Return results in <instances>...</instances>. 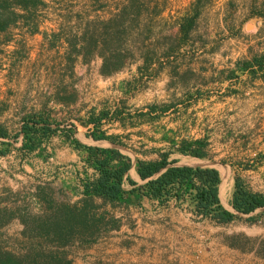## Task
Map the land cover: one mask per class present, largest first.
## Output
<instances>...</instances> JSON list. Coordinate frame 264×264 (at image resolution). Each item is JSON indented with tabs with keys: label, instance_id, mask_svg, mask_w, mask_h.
Returning a JSON list of instances; mask_svg holds the SVG:
<instances>
[{
	"label": "crops",
	"instance_id": "0c3cea01",
	"mask_svg": "<svg viewBox=\"0 0 264 264\" xmlns=\"http://www.w3.org/2000/svg\"><path fill=\"white\" fill-rule=\"evenodd\" d=\"M54 2H56L54 27L47 28L44 32L37 20L35 23L32 20L30 24L22 20L19 25L16 24L4 34L3 39L6 42L1 45L3 49L0 50L1 55L5 45L8 44L11 48L13 60L10 62L11 82L8 85L9 93L18 98L16 99L17 110L19 109L17 117L27 112H43L54 123H60L59 117L62 114H64L62 118H68L70 122L76 123L78 110L82 111L83 117L89 116L91 112L87 110H93V102L90 98L93 94L92 67L95 63L98 64L94 72L95 77L98 78L103 90L109 89L113 80L122 78L121 75L131 62L139 64L136 69L141 74L144 70L152 71L156 62L173 60L177 62L181 52L190 42L186 37L191 30L186 34L181 31V25L186 17L191 18L197 14L196 24L210 16L208 20L214 24L224 22L226 15L230 16L238 11L251 13L253 9V0H202L201 2L198 0H54ZM67 2L70 4L69 7L65 6ZM38 10L36 9L37 12ZM172 39L176 42H171ZM24 53L26 54L23 55ZM117 57L122 62L121 67L109 74L102 73L103 63L116 62ZM201 58L198 59V73L202 76L208 74L207 80L191 85L190 88L178 85L185 90L180 92L179 100L166 105L165 111H161V107L154 103L144 108L137 107L132 112L133 133H130V126L123 118L124 114H121L119 101L123 99V93L119 95V86L115 83L111 86V89L116 90L117 96L113 110L119 114L118 117L108 121L107 128L102 127L101 131L105 139L90 137L93 123L87 124L85 133L80 127L74 138L88 147L116 149L130 157L132 168L127 176L137 185L143 180L136 171V160L157 161L160 153L163 152L170 153L169 161H175V165L215 168L222 176L219 197L222 205L228 208L232 204L236 188V167L220 165V162L216 161L217 157L248 159L250 165L244 169L246 184L252 192L264 195V70L255 67L253 73L245 75L247 119L244 127L238 130L235 121L233 123L229 120H219L220 123L214 125L219 130H212L214 132H211L207 139H203L199 130L200 117L194 119L191 112L196 110L197 114L205 113L204 110L210 105L220 114L221 109L224 110L228 103V116L235 114L233 110L231 114L229 107L231 100L235 103L236 98L229 96L224 98L222 95L230 84V76L236 73L235 65L240 57L237 54L221 55V64L218 74L215 75L200 67ZM178 67L182 68L180 63ZM192 71L196 72L194 69ZM141 74L140 76L143 75ZM155 75L156 72L153 76ZM156 76L164 77L161 72ZM210 76L214 78L212 81ZM170 83L169 81L166 83V88H173L176 85L172 86ZM214 86L222 87L221 91L213 93L214 96H206L210 95L209 91ZM189 94H195L193 99H188ZM159 114L165 115L169 120L164 127L168 128L167 126L170 125L175 128L174 139H167L166 135L155 133L154 130L164 128L160 125ZM220 118L221 115L214 114V120ZM189 126L197 130L196 137L189 138L185 133ZM177 130L181 133L179 134ZM216 132H220L215 139V144L220 150L210 154L211 147L208 149V146L211 145L206 142H213ZM179 139L180 143L203 142L204 156L184 155L178 151L177 145L169 150L168 146ZM48 148V152L35 151L25 159L20 153L11 159L8 156L9 160L6 159L4 165L5 173L14 167L19 168L20 171L17 172L19 175L13 174V176L21 180L22 188L36 191L42 186H56L71 196L72 203L81 201L85 197L84 184L79 180L82 171H85L87 180L90 181L99 176L98 172L85 166L80 154L73 150L64 138L53 136ZM49 152L53 154L52 161L48 160ZM221 162L227 163L224 160ZM5 180L7 181L6 178ZM3 182L0 181V192L7 190L6 183L2 185ZM223 184L230 187L225 201L221 193ZM133 187L128 182L124 184L125 190ZM94 200L98 204H103L100 198ZM188 205V200L178 203L176 199H171L167 205H161L156 199H144L142 207L130 209L135 224L132 229L124 225L125 213H118V217L123 221L121 229L109 235L106 241L89 252L94 256L92 259L99 260L100 264H190V262L264 264V259L258 258L254 252L231 248L220 236H217L211 252L203 253L196 258V252L203 247L206 227L218 234L220 229H214L212 223L194 222L193 216L187 213ZM105 207L116 212L110 204H106ZM14 228L22 229L18 220H15L11 227ZM123 234L125 238L131 237L132 241L129 243L122 241ZM127 253L131 254L126 255ZM75 264L83 263L76 261Z\"/></svg>",
	"mask_w": 264,
	"mask_h": 264
},
{
	"label": "rangeland",
	"instance_id": "374dc122",
	"mask_svg": "<svg viewBox=\"0 0 264 264\" xmlns=\"http://www.w3.org/2000/svg\"><path fill=\"white\" fill-rule=\"evenodd\" d=\"M68 2L65 3V6L69 7L70 4ZM42 3L43 4L37 8L39 9L38 12L36 9L22 10L23 12H19L17 10V14L21 17L15 22V24L12 25V27L16 26V24L22 20L29 24L33 21V23H35L37 20L38 25H41L39 27L44 32H46L45 30L47 28L50 29L54 27V24L56 23V2H54V0H42ZM252 3L253 9L251 13L238 11L236 14L230 16L226 15V20H224V22L220 20L222 23L215 22L213 24L208 20L210 16L201 19L194 25L190 34L187 35L186 38L190 41L189 45L181 52V56L178 58L179 60L177 62L174 60L170 62H156L152 71L149 72L144 70L142 72L143 75L136 69L139 64L131 62L129 63L126 71L121 75L122 78L113 80V82H111L112 84L109 85V89L105 88V90H103L98 78L95 77L94 72L98 68V64L95 63L92 67L94 71L92 77L93 94L90 98L93 102V110H87L88 112H91L88 117H83L82 111L78 110L76 123L70 122L67 116V119L62 118L64 114L59 117L61 119L60 123L51 122L48 115L43 112H27L25 115L17 117L19 109L17 110L18 103L16 102V99L18 98L12 93H9L10 87L8 85L9 82H11L9 67L13 57H11V48L8 44L5 45L4 52L0 55V133L3 134V136H0V181H4L2 185L6 183L5 189L7 190L0 192V248L18 254H23L26 252L27 248L33 244V242H36V240H32L31 238L23 235L25 227L20 220L21 214L42 215L46 212L45 210H47L48 215V213L51 212L48 210V204H51L52 202L73 204L71 202V196L56 186H42L41 189H37L36 191L22 188L21 180L18 177L13 176V174H17V172L20 171L19 168L14 167L11 169L10 171H13L12 173L10 171L5 173L4 171L5 161L8 159V156L10 157L9 159H11L20 153V156H23L25 159L32 155L35 151L40 152L42 150H46L48 152L50 139L53 136H59L60 138H64L68 141L73 150H76L80 154L85 166L95 169L89 164L88 158L90 155L88 149L96 148L88 147L87 145L82 144L74 138V135L78 132L80 127L81 131L85 133L86 131L84 129H87V124L90 123L94 124L93 131L90 132V137L96 139V137L104 135L101 131L102 127L104 126V128H107L108 121L118 117L119 114L113 110L114 104L117 101V96L115 94L116 90L111 89V86L115 85V83H118L119 95L120 93H123V99L119 101L121 114H124L123 118L126 119V123L130 126V133H133L131 128L133 125L132 112L137 107L144 108L145 106L154 103L161 107V111H165L167 109L166 105L170 104L172 101L179 100L181 97L180 92L185 90L182 89V87L180 88V86L178 87V85L190 88L191 85H196L197 83L200 84L207 80L208 74H206V76H202L198 73V59H200V57H202V65L200 67H204V69L209 71L210 74L215 75L218 74L217 71L222 60L221 55L233 56L237 54L239 55L240 58L238 59L240 60H238L235 65L236 73L230 76V84L225 88L226 91L222 95L224 98H228V96L236 98L235 103L231 100V106L229 107V109H231V114L232 110L235 111V114L228 116L227 103L225 105V109H221L220 114L213 110L212 106L209 105L207 109L204 110L205 113L200 112L197 114L196 110H193L191 115L194 119L200 117L201 126L199 127V130L202 133L203 139H207V137L210 136V133L214 132L212 130H219L217 126H214L215 124L220 123L219 120H229L233 121V123L235 121L238 130L244 127L247 119L244 90L245 75L246 73L248 75L251 72L253 73L255 67L258 70H264V62H261V64L257 63L258 59H264V0H253ZM240 4L242 3H239V5ZM229 19L230 22H228ZM248 25L251 27L248 28ZM4 42L6 41L2 39L0 50L3 49L1 45ZM171 42L176 41H173L172 39ZM25 54L26 53L23 55ZM250 55L253 56L250 57ZM247 57H250V59ZM178 63H180L182 68L178 67ZM141 65H143V63H141ZM180 68L181 70H179ZM192 69L196 72H193ZM155 72L156 75L160 72L163 73L164 77L157 78L156 75L153 76ZM140 74L142 76H140ZM227 76L228 75H226V77ZM213 79L214 78L211 77L210 81ZM168 81L169 83L171 82L170 84L172 86L175 84L177 86L175 85L176 87L166 88V83ZM212 89L214 91H212ZM212 89L209 91L210 95L206 96H214L215 94L213 93L220 92L222 87L218 88L214 86ZM187 96L190 100L193 99L195 94H189ZM82 98H84V95H82ZM214 114L219 116L221 115V118L214 120ZM205 117L207 119L204 120ZM158 119H161L160 125L163 127L169 121L168 118L162 114L158 115ZM212 125L213 127H211ZM167 127L168 128H159L154 131L158 135H166L167 139H174L173 131L175 128L170 125ZM177 132L179 134L181 133L180 130H177ZM185 133L188 134L189 138H194L197 135V130L194 127L189 126L188 131ZM219 133L220 132L215 133L213 142H206V144L208 143L211 145L208 146V149L211 147L210 154L220 150V147H217L215 144V139ZM180 141L181 140L179 139L177 142H174V144L169 145V150H171L175 145L179 146ZM129 143L131 144V142ZM48 154V160H54L52 152H49ZM223 160L227 163L221 162ZM216 161L220 162L219 164L225 167L232 165L235 166L236 183L239 182L240 188L252 192L246 184L244 174V169L250 165L248 159L244 157L229 159L217 157ZM82 172L83 174L80 175L79 180L85 184L90 180H87L85 171ZM12 181L13 183H10ZM143 184H145V181H142L140 185ZM144 199L149 198H137L136 196H130L127 198V202L116 206V212L110 211L106 207L97 211V218H102L103 224L100 225V230L95 240L85 243L76 241L72 246L65 248L69 258L73 261V264H75L76 261H81L83 264H100L99 260L92 259L94 256L89 252L93 250L95 246H98L102 242L106 241L109 235H112L121 229L123 221L120 217H118V213H125L126 217L124 225L128 229L134 228L135 224L133 217L131 216L130 209L142 207V201ZM96 205L101 204L96 203ZM186 210L188 211V214L193 216L194 222L212 223V227L214 229H220L218 234L212 232L211 228L206 227V234L203 236V247L199 248L198 252H196V258H199L203 253L211 252L215 245L214 242L217 241V236H220L222 237L224 243L231 248L254 252L258 258L264 259V210L261 208L254 211L251 215H246L236 211L231 204L226 210L235 214L237 218L233 222L224 225H220L210 219L197 216L194 212L193 206H189ZM105 212H107L108 215H105ZM15 220L20 222L22 229H11ZM123 236L124 234L122 235V241L127 243L132 241L131 237L127 236L125 238ZM130 254L131 253H127L126 255ZM120 255L122 256V253ZM190 264L194 263L190 262Z\"/></svg>",
	"mask_w": 264,
	"mask_h": 264
},
{
	"label": "trees",
	"instance_id": "16d2710c",
	"mask_svg": "<svg viewBox=\"0 0 264 264\" xmlns=\"http://www.w3.org/2000/svg\"><path fill=\"white\" fill-rule=\"evenodd\" d=\"M202 1V0H198ZM42 0H0V44L13 24L21 17L17 10H35L42 5ZM197 14L186 17L181 25V31L186 34L193 29ZM263 60H257L261 64ZM122 65L120 58L116 62L105 61L102 73L109 74ZM26 130V129H25ZM0 136H3L0 133ZM105 139V135L96 137ZM203 142H182L178 151L193 157L204 156ZM89 164L99 176L84 184L85 197L76 203L48 204V210L42 215L21 214L20 220L25 229L23 235L36 240L23 254L0 248V264H73L65 248L76 241L85 243L97 237L103 220L97 218V211L106 204L116 208L118 204L127 202L130 196L156 199L161 205H167L171 199L186 202L193 206L197 216L210 219L224 225L233 222L237 216L226 210L220 201V172L215 168H192L176 166L170 162V153H160L157 161L136 160V171L145 184L137 185L127 174L132 168V159L116 149L89 148ZM129 182L134 188L124 189ZM224 184L222 187V191ZM221 191V193H222ZM95 198L103 200L96 205ZM232 206L239 213L252 214L259 208H264V195L249 192L236 183V191ZM105 215H108L105 212ZM1 223V221H0ZM55 248V249H54Z\"/></svg>",
	"mask_w": 264,
	"mask_h": 264
},
{
	"label": "bare ground",
	"instance_id": "6f19581e",
	"mask_svg": "<svg viewBox=\"0 0 264 264\" xmlns=\"http://www.w3.org/2000/svg\"><path fill=\"white\" fill-rule=\"evenodd\" d=\"M188 161V160H187ZM189 162V161H188ZM225 179V178H224ZM227 180H229V179H227ZM233 183V182H232ZM229 191H230V187L229 186H227V185H224V188H223V191H222V198H223V200L225 201V197H226V195L229 193ZM229 198V197H228Z\"/></svg>",
	"mask_w": 264,
	"mask_h": 264
}]
</instances>
